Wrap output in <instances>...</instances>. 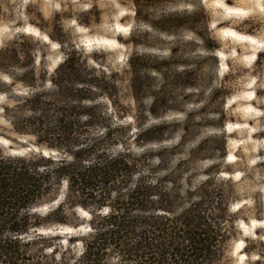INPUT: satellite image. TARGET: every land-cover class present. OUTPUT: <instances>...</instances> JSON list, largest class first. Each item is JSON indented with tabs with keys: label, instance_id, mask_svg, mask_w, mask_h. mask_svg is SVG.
Instances as JSON below:
<instances>
[{
	"label": "trees",
	"instance_id": "trees-1",
	"mask_svg": "<svg viewBox=\"0 0 264 264\" xmlns=\"http://www.w3.org/2000/svg\"><path fill=\"white\" fill-rule=\"evenodd\" d=\"M131 1L138 23L168 37L186 30L194 37L190 44L198 64L216 61L203 6L151 12L150 5L163 0ZM57 31L58 38L46 34L61 55L51 71L44 62L48 44L21 35L0 46L2 119L36 150L16 156L0 148V264H230V248L242 239L239 216L231 210V184L206 171L192 185L195 174L182 167L189 155L165 168L164 150L145 147L162 142L170 125L136 120L178 111L170 104L177 91L197 89L199 76L192 78L179 61L182 70L167 77L164 60L132 53L128 87L135 119L112 122L111 76L90 65L74 43L61 40L60 27ZM136 32L133 46L161 49ZM167 49L174 60L181 48ZM148 73L163 84L144 108ZM127 140L132 148H124ZM112 145L121 149L112 151ZM77 208L86 211V221ZM82 225L85 233L78 231ZM242 243L244 254L256 258L253 264H264V242L244 238Z\"/></svg>",
	"mask_w": 264,
	"mask_h": 264
},
{
	"label": "rangeland",
	"instance_id": "rangeland-1",
	"mask_svg": "<svg viewBox=\"0 0 264 264\" xmlns=\"http://www.w3.org/2000/svg\"><path fill=\"white\" fill-rule=\"evenodd\" d=\"M196 1L163 0L155 7L150 5L149 10L189 12L185 5ZM200 5L208 17L216 61L206 58L198 64L190 44L193 35L186 30H178L173 37L149 31L137 22L131 0H0V46L21 35L48 44L44 62L51 71L61 55L59 47L46 34L58 38L60 27L61 40L74 43L90 65L111 76L113 103L107 106L112 122L135 119L128 87V60L132 53L164 60L168 64L167 77L182 70L177 62H185L192 78L199 76L198 87L177 91L170 104L178 111L162 113L158 119L147 114L136 116L137 121H146L147 126L159 122L170 125L171 130L163 140L170 143L159 147L153 145L161 142L149 144L145 149H163L167 158L165 168L189 155L190 161L182 167L195 174L192 185L202 181L201 175L206 171L217 173L218 178L231 184L234 198L231 210L239 216L242 239L232 244L229 262L253 264L256 258L244 254L242 241L247 238L264 242V20L248 0H204ZM133 30L141 40L161 49L133 46L130 43ZM174 46L181 49L170 60L167 48ZM148 76L144 108L150 104V95L163 84L158 75L148 73ZM1 104L0 97V107ZM1 112L0 148L16 156L36 151L29 139L11 132ZM123 146L132 148L133 144L127 140ZM120 149L112 145V151ZM76 212L81 220L88 219L81 208ZM86 230V225L78 229L82 233ZM58 231L74 232L68 228ZM79 249L80 244L75 243V252Z\"/></svg>",
	"mask_w": 264,
	"mask_h": 264
},
{
	"label": "clouds",
	"instance_id": "clouds-1",
	"mask_svg": "<svg viewBox=\"0 0 264 264\" xmlns=\"http://www.w3.org/2000/svg\"><path fill=\"white\" fill-rule=\"evenodd\" d=\"M185 7H187L188 9H193L194 7H197V4H187V5H185ZM262 20H264V19H262ZM149 31H151V29H149ZM193 38H194V37H193ZM0 111H2V110H0ZM165 118H166V117H162V119H165ZM85 119H87V118L85 117ZM122 122H123V121H122ZM128 122H132V121H131V117H129ZM132 131H133V132H136L137 129H136L135 127H133ZM10 134H11V133H9V135H10ZM89 135H90V131L84 133V137H85V138L88 137ZM167 143H170V141H162V142H161V145H153V147H159V146H162L163 144H167ZM122 150H127V149H122ZM64 158H65L66 160H68V161H71V160L73 159V157L70 156V155H66ZM63 185H64L65 188H67V186H68V181H67V179H65V180L63 181ZM47 207H48V206H46V209H45V210H47ZM51 207H55V204L51 205ZM34 211H35V209H34ZM240 246H242V245H240ZM81 251H83V248H81ZM77 255H80V253L77 252Z\"/></svg>",
	"mask_w": 264,
	"mask_h": 264
},
{
	"label": "snow or ice",
	"instance_id": "snow-or-ice-1",
	"mask_svg": "<svg viewBox=\"0 0 264 264\" xmlns=\"http://www.w3.org/2000/svg\"><path fill=\"white\" fill-rule=\"evenodd\" d=\"M203 2H204V0H199L197 7L199 6L200 3H203ZM248 2L252 3L254 5V7L259 10V12L261 13L260 18L264 19V0H248ZM188 10L191 11L192 9H188ZM105 43H107V42H105ZM53 47H56V45H53ZM262 55H264V53H262ZM45 155H48V154L45 153ZM104 211L107 212L108 209H104Z\"/></svg>",
	"mask_w": 264,
	"mask_h": 264
}]
</instances>
